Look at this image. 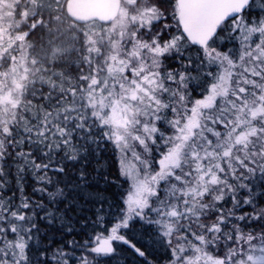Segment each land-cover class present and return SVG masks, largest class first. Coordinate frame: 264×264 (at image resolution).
<instances>
[{
  "label": "snow or ice",
  "instance_id": "snow-or-ice-1",
  "mask_svg": "<svg viewBox=\"0 0 264 264\" xmlns=\"http://www.w3.org/2000/svg\"><path fill=\"white\" fill-rule=\"evenodd\" d=\"M0 264H264V0H0Z\"/></svg>",
  "mask_w": 264,
  "mask_h": 264
}]
</instances>
